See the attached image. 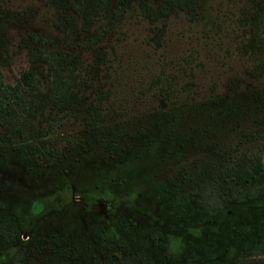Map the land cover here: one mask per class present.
<instances>
[{"label": "rangeland", "instance_id": "1", "mask_svg": "<svg viewBox=\"0 0 264 264\" xmlns=\"http://www.w3.org/2000/svg\"><path fill=\"white\" fill-rule=\"evenodd\" d=\"M194 1L195 20L172 6V14L149 23L139 4L163 0H133L106 37L87 46L106 18L87 24L68 5L77 0H0L1 84L13 86L32 64L34 95L51 79L72 94L62 109L34 112L29 122L42 132L38 139L23 114L15 121L33 144L43 143L27 162L17 159L18 132L6 139L0 128V202L21 211L33 193L107 194L88 213L67 204L39 220L27 239L20 240L18 225L19 237L0 235V264L19 249L20 264H95L137 250L154 264H264V254L243 252L264 232V194L236 203L238 187L223 190L214 217L193 194L183 196L184 178L201 168L232 178L240 162L258 157L264 167V33L257 31L261 45L246 46L245 20L256 16L264 27V0ZM62 50L76 59L55 62ZM122 200L108 219L98 216Z\"/></svg>", "mask_w": 264, "mask_h": 264}, {"label": "trees", "instance_id": "2", "mask_svg": "<svg viewBox=\"0 0 264 264\" xmlns=\"http://www.w3.org/2000/svg\"><path fill=\"white\" fill-rule=\"evenodd\" d=\"M49 1L51 4H56L58 2V0ZM103 1L105 0H77L75 6L71 4V2H68L69 7L76 17H81L87 24H91L93 21L92 18L94 17L106 18L107 25H105V28H102L101 31L93 30L92 34L86 38L87 46L103 40L110 29L115 25V21L119 20L122 16V12L126 10L127 6L133 0H117L112 6L108 3L110 0H106L107 2L104 7L103 5L100 6ZM163 2L165 5L159 4L157 7H152L145 2H141L139 8L142 17L149 23H154L159 18L167 17L172 14L173 10L171 7L174 6L179 10L185 9L189 19H197L198 8L194 0H163ZM245 20L251 24V37H249L246 46L254 47L255 45L257 47L261 45L262 41L259 39L261 36L257 31H262V33H264V27L259 28L256 16ZM157 35H159V33L155 34V36ZM55 54H57L55 62L67 60L68 64L69 61L71 62L76 59L74 54L63 50L57 51ZM35 70V67L30 64L29 68L19 75L17 82L13 86H4L0 82V128H3L6 139H9V136H14L15 133L18 132L19 140L17 144H15V149H17V157L21 160H27L33 154L40 152L41 148H43V143L38 140V144H33L29 138L30 136H24L22 128L15 127V121L23 114L24 119H26L25 121H27L29 125V135L34 137V139H38L42 136V132L35 129L29 122L34 112H36V110H41L42 107L47 105H51L55 109H62L65 102H69L72 97L68 85L58 81V79H51L45 91L37 90V94L34 95ZM56 73L57 72H55V75ZM231 84L233 85L234 82H231ZM165 115L166 119L173 116L171 112ZM183 181L185 188L187 187L188 189V193H184L183 196L187 197L188 194H193L197 206L200 207L202 211L214 213L223 206L221 199V191L223 190L233 192L235 187H238L239 192L233 196V199L236 201L256 199L264 194V167L260 158L257 157L252 163L240 162L235 167L232 178L220 175L213 167H206L193 174V176L187 179L184 178ZM243 252L250 257L263 255L264 232L260 233L258 240L253 244H246ZM21 258V255L16 256L12 264H19ZM95 264L154 263L144 252L137 250L133 254H125L123 256L111 253L108 257L104 258V260H97ZM216 264L231 263L224 261Z\"/></svg>", "mask_w": 264, "mask_h": 264}, {"label": "flooded vegetation", "instance_id": "3", "mask_svg": "<svg viewBox=\"0 0 264 264\" xmlns=\"http://www.w3.org/2000/svg\"><path fill=\"white\" fill-rule=\"evenodd\" d=\"M169 113L168 111L165 112V114ZM172 113V112H171ZM173 117V116H172ZM171 117V118H172ZM169 118V119H171ZM166 119V118H165ZM166 119V120H169ZM166 153H170V147L167 148ZM18 162H27V160H21L17 157ZM206 168V167H204ZM201 168L200 170L204 169ZM199 170V171H200ZM54 193L51 196H42L39 194H31L30 196L26 197L25 200L26 203L24 205V208L21 211H15L14 202L10 205V210L7 209V205L5 202H0V235L1 238H3V241L9 242L12 239L19 237L20 234V240L27 239L29 236L32 235L33 229L35 224L39 222V220L46 218L50 216L51 214L60 213L63 210V207L66 206L69 203L77 202L82 205L84 212L88 213V211L93 208H99L102 204H104L105 201H107L106 196L104 192L102 194L100 193H87V194H76L74 195L73 190H70L68 193V196H63L61 191L54 190ZM236 203H239L241 201L233 200ZM125 200H122V202L116 203L114 205H110L109 208H106L104 210L98 211V216H102L105 219H108V215L114 214L118 208V206H121L120 204L124 203ZM224 206H222L218 211H215L214 213H206L203 212L204 215L207 216H217L221 213ZM13 213H12V212ZM8 214H14V220H5L2 218V215ZM98 219V218H97ZM16 220V221H15ZM104 225L101 226L100 230H98V235L104 239V236H106L107 229L109 228L106 224V221L103 222ZM18 225V226H17ZM18 227L19 231L16 230ZM20 227V228H19ZM19 233V234H18ZM6 255V254H5ZM11 255L10 264L13 263V259L21 255V261L23 259L22 256V250L19 249L15 252H13ZM3 258V257H2ZM20 261V262H21ZM20 264V263H19Z\"/></svg>", "mask_w": 264, "mask_h": 264}]
</instances>
